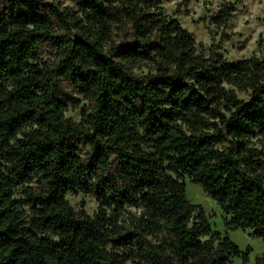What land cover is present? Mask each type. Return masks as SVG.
Masks as SVG:
<instances>
[{"label": "trees", "instance_id": "16d2710c", "mask_svg": "<svg viewBox=\"0 0 264 264\" xmlns=\"http://www.w3.org/2000/svg\"><path fill=\"white\" fill-rule=\"evenodd\" d=\"M185 178L264 242V58L205 55L160 0H0V264H247Z\"/></svg>", "mask_w": 264, "mask_h": 264}, {"label": "rangeland", "instance_id": "374dc122", "mask_svg": "<svg viewBox=\"0 0 264 264\" xmlns=\"http://www.w3.org/2000/svg\"><path fill=\"white\" fill-rule=\"evenodd\" d=\"M166 13L191 32L197 43V50H202L208 55L211 48L229 61L248 58L255 55L264 58V0H191L186 8L180 5V0H160ZM224 3H232L234 10L226 28H215L209 24L213 16ZM69 4V2H65ZM40 56L47 58L49 53L41 51ZM140 70H145L142 68ZM138 69L137 71L140 72ZM240 98L247 95L238 92ZM83 109L89 110L88 102L79 97L76 107H68L65 116L78 122ZM259 145V144H257ZM186 196L194 204H198L205 212L211 227L219 232L227 233L239 248H249L247 264H256L257 257L264 255V242L252 236L250 230L229 229L225 226L226 215L221 211L216 202L208 197L200 185L184 179ZM66 199L74 210L83 208L89 215L97 209L96 200L86 194H67ZM127 210L139 214V209L129 207ZM126 264H141L136 259L128 260ZM232 264H241L239 258H234Z\"/></svg>", "mask_w": 264, "mask_h": 264}]
</instances>
